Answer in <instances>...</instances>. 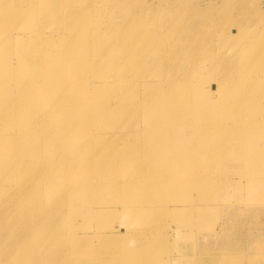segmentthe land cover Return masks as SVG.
Returning a JSON list of instances; mask_svg holds the SVG:
<instances>
[{
	"label": "rangeland",
	"instance_id": "obj_1",
	"mask_svg": "<svg viewBox=\"0 0 264 264\" xmlns=\"http://www.w3.org/2000/svg\"><path fill=\"white\" fill-rule=\"evenodd\" d=\"M2 1L0 0V8ZM21 3H26L32 9L33 5L37 7V12L32 11L35 16L30 21L32 26L29 30L41 27L40 30L47 31L55 27V31L62 34L58 37L52 36L51 39H57L59 42L67 44L74 43L76 48L83 50L88 49L89 45L95 47L101 39L112 40L110 36L115 35L119 30L115 27L113 17L119 15V12L131 10L140 23L154 8L159 10L156 20L164 12L171 16V14L175 15L178 10H183L182 20L175 18L173 22L172 16L168 17L167 20L172 26L165 32L159 30L155 32L163 35V42L160 46L164 49L167 45L169 48L171 43L178 39L177 34L182 36L178 44L183 39L187 43V47L185 45L183 47L186 53L184 57L167 58L166 67L169 70L174 63L178 62L181 67L186 66L190 61V56L195 48L194 43L190 44V41L196 36L197 31H201L199 19L215 21L219 14L225 11L235 12V8L238 12L240 7L250 11L248 14L245 13L246 19H241L237 24L225 25L221 22L214 24L213 33L220 29L223 32V37L225 29H229L231 32L224 38L219 37L222 40L220 46L215 39L212 42L211 51L200 52V57L203 58L202 62L208 66L203 71L204 73L208 71V73L201 78L198 85L207 84L210 77L218 79L221 74L220 69H222L221 58L233 54L226 52L225 46L232 44L230 48L232 51L231 49L235 45L245 40V36L240 38L239 32L245 27L256 32V37L252 38L253 50L245 53V57L264 53V0H240L238 2L236 0L227 2L223 0H57L56 4L49 2L48 6L52 11L60 7L79 10L85 9L87 6L93 7L96 12L87 16L91 21L86 19L83 23V32L78 28L81 24L80 19L77 18H69L67 15L56 18L57 20L39 18V12L42 10L40 3H45L42 0H37V4H33V0H15L16 8ZM254 16L259 17L260 20L253 21ZM248 19L250 20L246 21ZM22 23L26 25L24 18L12 20L0 16V47L4 46L7 50L9 44H20L12 40L10 37L12 31L10 33V30L13 29V32L26 30L18 27ZM127 24V21H124L121 26ZM129 30L130 28L127 26L123 33ZM6 31L8 36H6ZM233 33L234 36H232ZM84 36L86 39L83 40V43H79L80 38L83 39ZM45 39H50V37ZM7 51L14 54L10 58L11 66L18 69L23 66L21 58L37 54L32 50L18 48L17 45ZM116 51L117 49L114 48L101 53H108L110 56L116 57ZM101 53H96L94 60L98 61L102 57ZM158 53H160V49H158ZM88 55L92 56V54ZM67 56L73 60L78 58L79 53L75 52L71 56L68 54ZM154 57V55L150 58L137 56L138 62L141 67L145 68L146 73H150L151 60ZM3 58L0 56V61ZM240 64L241 59L238 62V65ZM209 65H213V68L211 69ZM24 67H31L30 61L25 62ZM133 68L135 67H131L130 70L132 71ZM54 71L55 68L52 67L49 74L52 75ZM138 73L139 70L137 75ZM233 75L230 74L228 77ZM240 80L242 81V78ZM32 81L36 87L37 81ZM8 85L9 88H6ZM23 87L27 86L18 82L6 83L0 91V96L12 99L9 100V103L18 109H21L23 102L27 101L31 107L28 110L41 111L45 119L38 120V127H43L44 123L46 126L56 120L55 116L50 117L54 109L64 112L65 108H60L58 105L61 99L65 98V94L57 92L49 98H43V92L49 91V88H46L40 89L39 94L33 97L31 92L34 87L29 90L22 89ZM232 88L234 91H231L239 92L236 94L245 99L246 103L239 101L235 107L232 105L224 109L222 108L224 105L217 104V99H220L217 97L218 91L212 88V104L217 109L206 113L201 121L198 119L195 121L193 115L190 119L183 117L185 120L174 130H181L182 135L189 137V140L184 141L185 144L181 149L172 147L169 140L165 139L161 140L160 148L151 146L153 143L152 134H146V141L150 148L143 149L137 158L131 156V145L124 154L114 153L115 149L108 153H100L99 146L105 141L104 139H97L96 142L88 144L86 139L89 134L79 135L78 130L75 132L76 137L71 138L74 141L69 148L76 149L81 161L90 162L92 168L96 166L97 161H106L107 157L116 154L114 156L117 157L118 164L121 162L126 166L131 163L127 166L129 170H132L130 166L133 165L138 171L141 169L140 165L144 164L143 166L146 167L142 169L145 177H149V174L160 175V172L162 173L165 168H168L167 171H171L172 178H168L167 184L165 183L162 188L159 187L160 183L155 188L144 185L131 187L130 184H127L128 188L131 187L130 200L122 203V206L119 202H113L110 205L111 210H97L102 204L95 202L101 191L105 200H108L111 195L108 189L103 187L105 183L96 189L92 183L84 184L83 186L86 185L94 190L92 192L89 190L85 199L83 197L76 203L67 196L63 182L68 176L65 170L71 166V162L68 158L61 160L62 147L60 143H57L51 153L42 152L41 158L36 156L29 158L27 155L32 141L25 139L26 147L20 148V154L25 159L29 158L31 170L42 171L41 178L49 180L52 187L46 194L42 191L41 193L38 189H27L28 187L21 185L22 189H18L13 194V200L16 199L23 210L20 216L14 211L15 207L11 203H0V255L6 254L13 248L11 258L20 257L23 260L22 264H176L177 262L184 264L187 260H192L190 264H210L211 254H216L221 258V261L224 260L225 264H264V129L250 127V125L261 123L264 109L261 112H256L254 110L256 106L254 108L247 106L252 101L251 99H256L255 93L260 88V84L256 85L255 83L253 87L245 90L244 85L241 86L238 81L237 85H233ZM194 89L196 88L194 87ZM176 90L174 89V91ZM196 90L201 94L202 90ZM163 94L165 95L160 96L163 102L161 108L165 110L174 107L175 109H172L176 111L177 107L170 103L169 96L171 94L169 92ZM66 95L77 99V94ZM195 96L192 97L195 99ZM134 100L137 102L136 99ZM260 100H257V103ZM262 101L264 102V99ZM115 109L116 107L109 110ZM148 112L149 110L144 107L135 108L130 105L123 110V114L126 113L129 118L135 117V120L139 119V114L144 116ZM237 115H240L239 120L232 122L233 119L230 118H235ZM221 118H224L225 121ZM226 118L229 120L226 121ZM92 120L99 128L98 124L106 122L108 118L95 115ZM208 123H213L214 126L210 128L213 133V138L210 140L204 139L202 131V125ZM162 130L159 132L161 133ZM159 132L157 135L160 137ZM55 135L56 133H53L51 138L53 139ZM107 135L108 133L104 136ZM7 137L14 141L10 147L16 151L17 136L8 135ZM3 138L6 136L0 135V145ZM133 142L134 139H131L130 144ZM201 142L209 144L207 150L200 149V147H195L192 150L193 144L196 146ZM29 143L30 145L27 146ZM218 143H223L221 151H212L210 148ZM249 148H253V154H244ZM155 149H159V151ZM116 151L122 152V149L119 148ZM0 156L10 158L7 154ZM163 159L165 160L163 161ZM80 165V169L72 172L82 173L80 176L71 177L72 181L70 182L74 187L76 182L81 179L93 178V173L89 171L92 168L81 170L84 164L80 163ZM103 168L99 167L100 170ZM107 174L108 170L101 172L104 179H109L110 175ZM8 181V179H4L0 184V197L2 193L11 192L15 188L13 185H8ZM13 181L16 183L19 180L13 178ZM70 189L72 187H69ZM123 192L125 190L122 189V194ZM146 203L148 206H145ZM156 205H163L165 208L174 207V209H168L170 214H166L164 210L157 209ZM123 226L129 231L139 230L135 229L137 226L149 229V233L143 234L142 241L136 246L132 256L118 259L106 255L107 252H98L94 254L97 255L96 257H88L89 252L98 244L97 237L94 235L99 230L108 232L110 229H115V232L108 235L111 243H125L128 240L130 242L131 240L127 237L129 235L123 236L117 232ZM133 233L135 232L130 234ZM105 238L108 242L107 236ZM65 254L73 256L76 260L57 263V257ZM8 264H12V262L9 261Z\"/></svg>",
	"mask_w": 264,
	"mask_h": 264
},
{
	"label": "bare ground",
	"instance_id": "obj_2",
	"mask_svg": "<svg viewBox=\"0 0 264 264\" xmlns=\"http://www.w3.org/2000/svg\"><path fill=\"white\" fill-rule=\"evenodd\" d=\"M42 1L45 3H40L42 10L39 12V18L57 20L56 18L65 17L67 15L69 18L80 19L79 22L81 25L78 26V28L81 32H83L82 25L86 19L91 21L87 16L96 12L91 6H87L82 10L60 7L52 11L48 6L49 2L56 4L57 0ZM223 1L227 2L229 0ZM238 1L240 0H236V2ZM33 4H37V0H33ZM33 6L34 8L32 9L26 3H21L20 6L16 8L15 0H3L1 2L0 16L12 20H20L22 18L26 20V25L22 23L18 26L26 30L18 32H13V29L10 30V33L12 31L10 35L12 40L20 44H9L8 49L12 50L17 45L18 48L22 47L26 50H32L37 54L23 59L21 58L23 62L22 68H13L10 58H12L14 54L11 52L8 53V49L6 50L4 46H1L0 56L4 58L0 61V91L3 86L9 82H18L19 84L26 85L27 87H23L22 89L27 88L26 90H29L34 87V82L32 80H36L37 85L32 89V96L36 97L40 89L46 88H49V91L47 93L43 92V98H49L57 92L65 94V98L61 99L58 105L60 108L64 107L65 110L64 112H59L57 109H54L50 117L55 116L56 120L46 126L44 123L43 127H38V120L45 119L41 111L28 110L31 107L27 104V101L23 102V107L21 109H18L9 103V100L12 99L0 96V135L4 134L6 136V138H3L1 141L0 155L7 154L10 157L3 158L0 156V184L4 179H8V185H13L15 187L11 192L6 191L1 194L0 203H11V205L15 207L14 211L18 213L19 216L22 215L23 210L19 202H17L16 199L13 200V194L18 189H22L21 185L28 187L27 189H38L40 192L42 191L46 194L52 187L49 180L41 178L42 171L31 170L28 159L32 156L41 158L42 152L51 153L57 146V143H60L62 147L61 160L68 158L71 162V166L67 167V170H65L68 176L63 184L65 191H67V196L73 202L76 203L83 197L85 199V195L89 193V190L92 192L105 183L103 187L107 188L111 195H109L108 200H105L102 191L98 194V199H96L95 202H99L102 205H100L97 210H111L112 207L110 205L113 202H119L122 206V203L130 200L132 186L136 185L140 187L144 185L147 187L153 186L155 188V186L160 183L161 185L159 187L162 188L168 181V178H172L171 171H167L168 168L163 169L160 175L155 176L154 174H149V177H145L142 169L146 167L143 166L144 164L140 165L141 169L138 171L133 165V167L130 166L132 170H129L127 166L131 163L125 164L126 166L122 165L121 162L118 164L116 161L117 157L114 156L116 154L107 157L106 161H97L95 163L96 166L92 168L90 162L81 161L79 152L76 151V149L69 148L74 141L71 140V138L76 137L74 134H76L75 132L77 130L79 135L89 134L86 139L88 144L96 142L97 139H104V142L100 141L103 142L99 146L100 153H108L115 149L114 153L118 152L124 154L129 145H131V156L137 158L142 153L143 149L150 148V145H148L146 141V134H152L151 138L153 143L151 146L160 148V144H162L161 140L165 139L169 140L172 147L181 149L185 144L184 141L189 140V137L182 135L181 130H174L185 120L183 117L190 119L193 115L195 121L196 119L201 121L206 113L212 112V109H217L212 104V88L218 91L217 97L222 99H217V104H222L224 105L222 108L227 109L232 105L235 107V105H238L237 102L239 101L246 103L245 99H242L236 94L239 92H232L234 91L232 86L237 85L238 81H240L241 86L244 85L245 90L253 87L255 83L256 85L260 84V88L255 93L256 99H251L252 101L248 103L247 106L253 108L256 106L254 108L256 112H261L264 109V102L262 101L264 99V53L250 55V57H245L244 55L249 50H253L252 38L256 37V32L253 31V29L245 27L240 31L234 30L240 32L241 39L245 36V40L235 45L231 49L232 51H230L232 44L226 45L224 50H226V52H232L233 54H228L221 58L222 69H220L221 74L218 79L210 77L207 84L198 85L201 78L208 73V71L205 73L203 71L208 66L206 63L202 62L203 58L200 57V52L211 51L213 48L212 42L215 39H217L218 46L221 45L222 40L219 37H222L223 32L219 29L213 33L214 24H216V22H221L225 25L237 24L241 19H246L245 15L250 12L246 9H241L240 7L238 8V12H236L237 8H235V12L229 13L225 11L219 14L215 21L212 19H199V21H201L199 25L201 31H197L195 34L196 36L190 41V44L194 43L195 45L192 51L193 54L190 56V61L186 66L181 67H179L178 62L174 63L171 70H169L166 67L167 58L175 59L174 56L184 57L186 53L183 47L184 45L187 47V43L183 39L178 44L182 36L177 34L178 39H175L169 48L167 45L164 49L160 46L163 42V35L155 32L157 30L165 32L172 26L167 20L168 17L172 16L173 22L175 18L177 20H182L183 10H178L175 15L171 14V16L169 13L164 12L163 15L156 20L159 10L154 8L140 23L138 22L137 16L134 15L131 10L119 12V15L113 17L115 27L119 28V30L115 35L110 36L112 40L106 41L105 39H101L95 47L89 45L88 49L85 48L83 50L81 48H76L74 43L67 44L65 42H59L57 39H51L52 36L58 37L62 34L61 32L55 31V27L47 31L40 30L41 27L29 30L32 26L30 21L33 20L35 16L32 11L35 10L37 12V7H35V5ZM256 19L260 20L259 17L254 16L253 21ZM249 20L250 19L246 21ZM124 21H127L128 24L122 27L121 25ZM127 26L130 30L123 33ZM193 28H195L194 25ZM229 32H231V30L225 29L222 38L226 37ZM6 36H8L7 31ZM232 36H234V33ZM46 37H50V39H45ZM84 39H86L85 36L83 39L80 38L78 42L83 43ZM114 48L117 49L116 57H112L108 53H101ZM158 49H160V53H158ZM75 52L79 53L78 58H74L73 60L69 59L67 54L71 56ZM96 53H101L102 55L98 61L94 60ZM88 54H92V56ZM152 55L155 57L151 60V71L150 73H146L145 68L141 67L138 62L137 56L150 58ZM240 59L241 64L238 65ZM28 61H30L31 67L26 68L24 67V63ZM133 66L135 68L131 71L130 68ZM52 67L55 68V71L50 75L49 73ZM210 67L212 69L213 65ZM138 70L139 73L137 75ZM230 74L234 75L228 77ZM241 78L242 81L240 80ZM194 87L198 90H202L201 94L194 89ZM6 88H9V85ZM174 89L177 90L174 91ZM166 92L171 94L169 96V99H171L170 103L177 107L178 114L177 109L176 111L173 110L175 109L174 107H172L173 109L170 107L171 110L168 108L165 110L161 108L163 102L160 96H164L165 94L163 93ZM9 94L11 95V92H9ZM66 94H77V99H72ZM194 95H196V100L192 97ZM134 99H136L137 102ZM259 99L261 100L257 103ZM128 105H130V107L135 106V108L144 107V109L149 110V112L144 116L143 114H139V119L135 120V117L129 118L126 113L123 114V110ZM115 107V110H109ZM95 115H97V117H106L108 120L98 124L99 128H97L92 120ZM239 118L240 115H237L235 118L230 119H233L232 122H236ZM221 120H224V118H221ZM228 120L229 119L226 118V121ZM213 123L202 125L203 136L206 140L213 138V133L210 130L211 127H214L212 125ZM250 127L254 129H264V115L261 116V123L250 125ZM159 129H163L161 133ZM191 131L193 132L192 129ZM158 132L160 137L157 135ZM53 133H56V135L52 139L51 136ZM106 133H108V135L104 136ZM8 135L17 136L16 151L10 147L14 141L9 139L7 137ZM225 138L227 139L228 137ZM25 139H31L30 141H32L30 142L31 148L27 155L29 156L28 159L23 158L20 154V148L23 147L24 149L26 147L24 144ZM131 139H134L132 144H130ZM30 143L27 146H29ZM222 146L223 143H218L213 145L210 149L220 152ZM195 147L207 150L209 144L206 142H201L196 146L193 144L192 150H194ZM119 148L122 149V152L116 151V149ZM155 150L159 151V149ZM253 151V148H249L244 154H253ZM58 157L60 156L58 155ZM164 160L165 159H163V161ZM77 161L79 162L78 166ZM80 163L84 164L81 170L92 168V170L89 171L93 173V178L81 179L76 182L77 184H75L76 186L74 187L72 182H70L72 181L71 177L80 176L82 173L72 172L80 169ZM99 167L107 168L100 170ZM105 170H108L107 175H110L109 179H104V177L101 176V172ZM13 178L19 181L15 183ZM91 183L94 184V189L88 188L86 185L83 186L84 184ZM127 184H130L131 187L128 188L129 186ZM69 187H72V189L69 190ZM122 189L125 190L123 194ZM26 190L25 193H27ZM51 193H53V191H51ZM145 206H148V204L146 203ZM8 207L11 206L8 205ZM155 207L159 210H164L166 214H170L168 209H174V207L165 208L163 205H156ZM135 229L139 230L129 231L125 226L117 230V232L123 236L129 235L127 237L131 241L129 242L128 240L125 243H111L108 235L115 232V229H110L108 232L99 230L94 235L97 237L98 244L89 252L88 257H96L97 255L94 254L98 252H107L106 255L118 259L132 256L136 246L141 243L143 234L149 233V229L144 226H137ZM131 232L135 233L130 234ZM105 236H107L109 243ZM12 249L7 251L6 254L0 255V264H8L9 261H11L12 264L23 263V260L18 256L11 258ZM71 260L76 259L67 254L57 257V263ZM258 260H261V258H258ZM191 261L192 260H187L184 264H190ZM176 264L179 263L177 262ZM210 264L225 263L224 260L221 261L218 255L211 254Z\"/></svg>",
	"mask_w": 264,
	"mask_h": 264
}]
</instances>
